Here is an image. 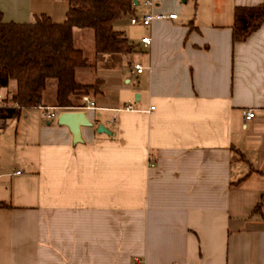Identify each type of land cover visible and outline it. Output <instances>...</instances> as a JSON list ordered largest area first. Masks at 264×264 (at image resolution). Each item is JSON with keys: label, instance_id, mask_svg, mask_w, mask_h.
Listing matches in <instances>:
<instances>
[{"label": "crops", "instance_id": "0c3cea01", "mask_svg": "<svg viewBox=\"0 0 264 264\" xmlns=\"http://www.w3.org/2000/svg\"><path fill=\"white\" fill-rule=\"evenodd\" d=\"M263 1L155 0L177 17H119L124 54L96 53L94 31L75 29L87 60L75 78L97 86L96 108L79 109L91 125L75 141L38 107L0 119V264H264V23L233 39L234 9ZM68 8L0 0L4 22L60 23ZM148 10L133 0L131 13Z\"/></svg>", "mask_w": 264, "mask_h": 264}, {"label": "trees", "instance_id": "16d2710c", "mask_svg": "<svg viewBox=\"0 0 264 264\" xmlns=\"http://www.w3.org/2000/svg\"><path fill=\"white\" fill-rule=\"evenodd\" d=\"M63 22L38 15L33 22H4L0 16V89L15 82L11 103L0 108V119L18 118L24 109L43 106L50 79L55 80V107L79 110L78 97L97 89L96 84H80L75 78L85 67L83 52L74 46L75 29L94 31L98 54H124L132 49L124 32L114 22L131 13L133 0H67ZM264 23V1L256 6H238L233 14V39L245 40Z\"/></svg>", "mask_w": 264, "mask_h": 264}, {"label": "built area", "instance_id": "2783aa9c", "mask_svg": "<svg viewBox=\"0 0 264 264\" xmlns=\"http://www.w3.org/2000/svg\"><path fill=\"white\" fill-rule=\"evenodd\" d=\"M142 3L146 5L150 10L143 12L141 15H136L135 13H130L129 14V21L131 24H140L143 26H149L150 23L154 19H165V18H170L174 19L177 17L176 13H169V14H164V13H155L152 9L155 5V0H142ZM141 43L145 46L148 47L151 45V38L149 36H143L140 39ZM144 66L140 62H136L132 66V71L136 73H142L144 71ZM80 100L84 104L80 108L84 109H94L96 108L95 101L90 98V96L87 93L81 94L80 95ZM6 104L9 105L6 101V96L3 95L0 92V108L6 106ZM43 111V116L45 119L51 120V119H56L61 112V110L55 106H39ZM124 108L126 110H136L134 107V104L127 100L125 102ZM154 107L151 106L150 109H153ZM254 112L252 110H246L244 111V118L245 120H250L254 117Z\"/></svg>", "mask_w": 264, "mask_h": 264}, {"label": "water", "instance_id": "95a60500", "mask_svg": "<svg viewBox=\"0 0 264 264\" xmlns=\"http://www.w3.org/2000/svg\"><path fill=\"white\" fill-rule=\"evenodd\" d=\"M59 124L66 125L73 134L74 140L77 141L80 138V127L85 125H91V121L87 118L84 111H62L57 117ZM98 132L109 133L108 130L99 124L97 127Z\"/></svg>", "mask_w": 264, "mask_h": 264}, {"label": "rangeland", "instance_id": "374dc122", "mask_svg": "<svg viewBox=\"0 0 264 264\" xmlns=\"http://www.w3.org/2000/svg\"><path fill=\"white\" fill-rule=\"evenodd\" d=\"M142 1V0H141ZM189 4H187V6H186V9H189L190 8V5H191V3H192V0H189V2H188ZM192 6V5H191ZM14 82V81H13ZM55 83V80L54 79H50L49 80V82H48V89H51V87L53 86V84ZM7 92H8V94H10V95H8V96H6V101H7V103H11V101H10V96H11V92L9 91V90H7ZM47 95H49V90H48V92H47ZM45 96V95H44ZM48 99V98H47Z\"/></svg>", "mask_w": 264, "mask_h": 264}]
</instances>
